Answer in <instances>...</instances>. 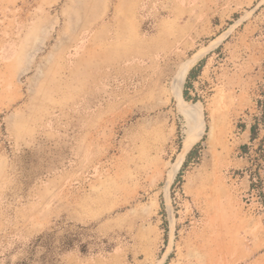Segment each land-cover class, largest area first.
Segmentation results:
<instances>
[{"label": "rangeland", "instance_id": "obj_1", "mask_svg": "<svg viewBox=\"0 0 264 264\" xmlns=\"http://www.w3.org/2000/svg\"><path fill=\"white\" fill-rule=\"evenodd\" d=\"M0 264H264V0H0Z\"/></svg>", "mask_w": 264, "mask_h": 264}, {"label": "crops", "instance_id": "obj_2", "mask_svg": "<svg viewBox=\"0 0 264 264\" xmlns=\"http://www.w3.org/2000/svg\"><path fill=\"white\" fill-rule=\"evenodd\" d=\"M228 66H231V63L227 64ZM230 69V68H229ZM233 70V68H231ZM231 71H228L227 73H223L224 74V80H226L229 84H231L232 81L235 80V74ZM192 71V74H190ZM202 71V69H201ZM194 72V73H193ZM200 77V71L199 72H195L194 69H191L189 72V76H188V81L187 83H191L194 82L195 84V80L198 79ZM194 84H191V88L195 89ZM255 126L251 125V123H248L245 128L243 129V135H250L252 130H254Z\"/></svg>", "mask_w": 264, "mask_h": 264}, {"label": "bare ground", "instance_id": "obj_3", "mask_svg": "<svg viewBox=\"0 0 264 264\" xmlns=\"http://www.w3.org/2000/svg\"><path fill=\"white\" fill-rule=\"evenodd\" d=\"M181 109H182V111H183V113L185 114V115H187V116H189V115H195L196 116V121L194 122V129H196L197 130V132H198V135H199V133L201 132V127H203L204 126V124H203V122L201 121H199L200 119H201V117H200V113H199V111H198V108H197V106H195L194 108H192L191 110L190 109H185L184 107H181ZM188 139H187V141L185 142V148L186 149H188L189 147H190V145L193 143V137H192V133H188Z\"/></svg>", "mask_w": 264, "mask_h": 264}, {"label": "trees", "instance_id": "obj_4", "mask_svg": "<svg viewBox=\"0 0 264 264\" xmlns=\"http://www.w3.org/2000/svg\"><path fill=\"white\" fill-rule=\"evenodd\" d=\"M190 74H192V71H191ZM183 96H184V99H186V100H189L190 99L189 96H188V91L186 89H185V91L183 93ZM191 156H192V153H189L188 156H187V159H186V161L184 163V165H187L190 162Z\"/></svg>", "mask_w": 264, "mask_h": 264}]
</instances>
